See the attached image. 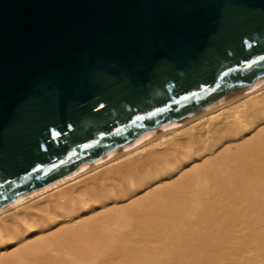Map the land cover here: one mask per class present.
<instances>
[{"label": "water", "instance_id": "1", "mask_svg": "<svg viewBox=\"0 0 264 264\" xmlns=\"http://www.w3.org/2000/svg\"><path fill=\"white\" fill-rule=\"evenodd\" d=\"M264 84V0H0V207Z\"/></svg>", "mask_w": 264, "mask_h": 264}, {"label": "bare ground", "instance_id": "2", "mask_svg": "<svg viewBox=\"0 0 264 264\" xmlns=\"http://www.w3.org/2000/svg\"><path fill=\"white\" fill-rule=\"evenodd\" d=\"M20 208L0 226V264H264V84L0 207V220Z\"/></svg>", "mask_w": 264, "mask_h": 264}, {"label": "rangeland", "instance_id": "3", "mask_svg": "<svg viewBox=\"0 0 264 264\" xmlns=\"http://www.w3.org/2000/svg\"><path fill=\"white\" fill-rule=\"evenodd\" d=\"M214 121H215V120H214ZM214 121H212V122H214ZM202 122H203V120L197 121V123H196V125H195V127L193 128L192 131H194L195 133H197L198 131H200V132L203 131V128H205V125H204ZM211 124H212V123H211ZM208 125H210V123H209ZM178 135L181 136V134H178ZM137 154H139V153H137ZM137 154H134V156L132 155V156H130V157H131V158H136V157H137ZM135 155H136V157H135ZM139 157H140V156H139ZM76 183H77L78 189H82V190H84V189L86 190V189H89V188L95 186V185H92L91 182H89V179H85V178H82L81 180H79V181L76 182ZM76 192H77V190H76ZM49 197H50V196H48L47 198H49ZM47 198H45V199H44L45 201H43L42 203H40V205L49 202L50 199H47ZM22 213H23V211H22V209L20 208V209L17 210V212H14V213H12V214H6V215H4V216L2 217V219L0 220V226H2V224H3L4 222H9L10 219L12 218V216H14V215L19 216V215H21Z\"/></svg>", "mask_w": 264, "mask_h": 264}]
</instances>
